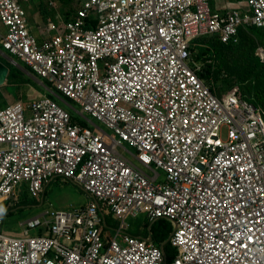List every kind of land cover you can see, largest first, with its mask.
<instances>
[{"label":"built area","instance_id":"2783aa9c","mask_svg":"<svg viewBox=\"0 0 264 264\" xmlns=\"http://www.w3.org/2000/svg\"><path fill=\"white\" fill-rule=\"evenodd\" d=\"M71 1L73 16H49L40 41L31 0H0V49L59 94L0 108V264H264V111L238 90L220 98L192 51L264 28V0ZM56 179L89 204L7 234L4 210L25 193L44 200ZM141 214L145 230L174 225L167 243L132 233Z\"/></svg>","mask_w":264,"mask_h":264},{"label":"rangeland","instance_id":"374dc122","mask_svg":"<svg viewBox=\"0 0 264 264\" xmlns=\"http://www.w3.org/2000/svg\"><path fill=\"white\" fill-rule=\"evenodd\" d=\"M51 1L56 3V7L50 5ZM61 4L64 7L62 0H31V2L25 3L24 5L26 10L28 11V14L30 13L29 15H31L35 19L39 18L40 22H42V20H45L44 22L46 25V18H48L49 16L56 17V14L58 12L61 13L62 17L66 19V17L63 15V8ZM68 5L69 9L75 10L77 8V4L70 3ZM42 10L44 11L43 13ZM61 23L62 20L58 23V25H60ZM263 32L264 29H260L259 33L261 34ZM259 33L252 32L248 34L250 40H253L254 43H251V45L255 46V56L253 55V58L248 57V59H250V64L244 62L240 58L233 60L230 57H226L223 60L217 61V63L223 66L224 72L226 73V76L223 77V79L213 84L215 86L217 95L220 98L226 97L235 90H238L243 95L248 96L250 99H255V91L257 90V87L253 84L257 85V81L255 83L251 81L249 73L250 69L254 65L260 67L262 63L264 64V56H259L257 53L258 48L264 49V44H262V42L264 43L263 36H261ZM214 41L212 42H214L215 45H219L217 40ZM237 46L241 48L244 47L242 42L237 44ZM0 54L7 60L15 63L17 66L21 68L25 67V65L23 63H20L19 60L9 56L1 49ZM29 74L34 78L36 83L28 85L26 87L9 86L8 84L0 87L1 105H5L8 102H13L15 100L22 101L26 105H28L32 101L39 99L45 95H49L54 98L59 95L51 84L47 85L40 77H37L32 73ZM250 82L252 87H250ZM248 87L252 88L251 94L248 93ZM1 105L0 108L2 107ZM103 128L107 130L106 127L103 126ZM222 134L224 138H227L229 136V132L226 128L223 129ZM45 194V199L40 200L31 197L28 193H25L22 194L21 203L13 206L9 205V209L12 211V213L10 214L9 210L7 213H5V232L13 236L21 235L23 233V223L25 221L41 214L43 211H46L48 209L74 211L82 209L89 204V197L79 185L75 184L74 181H62L61 179H56L47 186V191L45 192ZM145 218V214H141L135 219L128 220V224H132V233L137 232L142 236L147 235L145 230ZM108 224L111 228L110 230L112 234H115L121 226V222L115 218L113 222H109ZM173 229L168 233L164 244L167 243L170 239ZM37 233L38 230H33L34 235H36Z\"/></svg>","mask_w":264,"mask_h":264},{"label":"trees","instance_id":"16d2710c","mask_svg":"<svg viewBox=\"0 0 264 264\" xmlns=\"http://www.w3.org/2000/svg\"><path fill=\"white\" fill-rule=\"evenodd\" d=\"M62 3L64 4L63 14L67 18H71L75 10L69 9L68 4L73 3V2L71 0H62ZM261 29H264V28H261ZM252 32L259 33L260 29L255 28V27H250L248 29H241L240 42H242L244 45V47L242 48L237 46V44H239L240 42L239 43L231 42L227 44V43L222 42L220 38L217 36L215 37L206 36V37L196 40V44L192 48L193 58L198 64H201L203 66L199 74L201 78L205 81V83L208 86H210L216 94L217 92L213 84L220 81L221 79H223V77L226 76L223 66L217 63V61L223 60L226 57H230L233 60L240 58L244 62H247L248 64H250V59H248V57L253 58V55L255 56L254 54L255 46L251 45V43H253V40H250V37L248 35L249 33H252ZM260 35L263 36V41H264V32L261 33ZM214 40H217L219 45H215ZM262 44L264 43L262 42ZM0 47L3 48L1 44H0ZM0 60H2L5 64H7L10 67V74H9L8 81H7V84L9 86L26 87L28 85H32L36 83L34 78L29 73L35 74V76L40 77L47 85L50 84L47 79L39 76L29 64L21 60L19 61L20 63H23L25 65L24 68H21L17 66L15 63L7 60L1 54H0ZM249 77L251 81H253L254 83L257 81V85L253 84L254 86L257 87V90L255 91V99L253 100V99H250L246 95L244 96L246 97V99L252 102L255 106L261 108L264 111V64L262 63L260 67L257 65H254L250 69ZM250 87H252L251 82H250ZM250 87H248L249 94L252 93V90H251L252 88ZM7 104L5 105L0 104V105L4 107ZM8 210H9V213L11 214L12 211L9 208L5 209L4 213H7ZM106 220L108 221V223L113 222L114 217L112 215H108L106 216ZM150 225L151 224L149 223L147 224V229H146L147 235L146 236L148 237L152 236L153 240L159 245L164 244L168 233L173 229V224L170 223L169 221L167 222L166 220H160L154 223L153 225H151V227ZM165 251L170 261H172L177 254L176 249L170 244H167L165 246Z\"/></svg>","mask_w":264,"mask_h":264},{"label":"crops","instance_id":"0c3cea01","mask_svg":"<svg viewBox=\"0 0 264 264\" xmlns=\"http://www.w3.org/2000/svg\"><path fill=\"white\" fill-rule=\"evenodd\" d=\"M237 1L238 0H211L213 7L215 9H220V10L235 8L238 5L237 4L238 3ZM62 8L64 9L63 5H62ZM43 12L44 11L42 10V13ZM28 19H29V23L31 25L32 32L37 36V38L40 41H42L43 38H44V36H45V34H44L45 27H46L45 22H44L45 20L44 21L42 20V22H40L39 18H36L35 19L31 15H29V18ZM46 19H48V18H46ZM133 234H135L137 236H140V237H146V236L140 235L137 232H133Z\"/></svg>","mask_w":264,"mask_h":264},{"label":"water","instance_id":"95a60500","mask_svg":"<svg viewBox=\"0 0 264 264\" xmlns=\"http://www.w3.org/2000/svg\"><path fill=\"white\" fill-rule=\"evenodd\" d=\"M10 74V67L0 60V87L7 84Z\"/></svg>","mask_w":264,"mask_h":264},{"label":"snow or ice","instance_id":"6c2138e0","mask_svg":"<svg viewBox=\"0 0 264 264\" xmlns=\"http://www.w3.org/2000/svg\"><path fill=\"white\" fill-rule=\"evenodd\" d=\"M232 243H235V241H232ZM246 247V245H244Z\"/></svg>","mask_w":264,"mask_h":264}]
</instances>
